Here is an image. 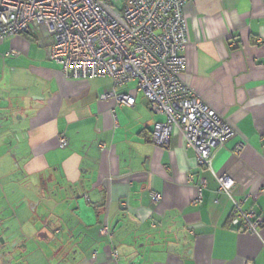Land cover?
Returning <instances> with one entry per match:
<instances>
[{
	"label": "crops",
	"instance_id": "0c3cea01",
	"mask_svg": "<svg viewBox=\"0 0 264 264\" xmlns=\"http://www.w3.org/2000/svg\"><path fill=\"white\" fill-rule=\"evenodd\" d=\"M183 13L182 78L238 132L213 170L261 217L260 236L230 225L231 200L176 129L153 142L164 117L134 83L132 106L101 100L111 78L65 80L16 35L0 41V264H264V0H193Z\"/></svg>",
	"mask_w": 264,
	"mask_h": 264
},
{
	"label": "built area",
	"instance_id": "2783aa9c",
	"mask_svg": "<svg viewBox=\"0 0 264 264\" xmlns=\"http://www.w3.org/2000/svg\"><path fill=\"white\" fill-rule=\"evenodd\" d=\"M117 1L0 0V41L23 35L37 42L65 80L111 78L114 89L100 94L101 100L132 106L135 97L124 88L134 83L149 110L164 117L153 126V142L167 144L176 129L194 150L197 164L213 174L219 191L231 200L230 225L260 236L261 217L242 209L231 191L234 181L212 167L217 151L238 132L182 78L187 43L183 6L193 0ZM17 55L10 49L2 57ZM58 141L60 148L67 145L63 134ZM243 145L239 142L235 151ZM205 186L200 180L195 204L201 203ZM152 199L159 202L161 195L154 192ZM101 232L109 234L106 227Z\"/></svg>",
	"mask_w": 264,
	"mask_h": 264
},
{
	"label": "rangeland",
	"instance_id": "374dc122",
	"mask_svg": "<svg viewBox=\"0 0 264 264\" xmlns=\"http://www.w3.org/2000/svg\"><path fill=\"white\" fill-rule=\"evenodd\" d=\"M117 4H119L120 5V0H118L117 1ZM6 64V61L5 60H1V58H0V76H1V74L3 75V74H7V72H8V68H6L5 69V65Z\"/></svg>",
	"mask_w": 264,
	"mask_h": 264
},
{
	"label": "water",
	"instance_id": "95a60500",
	"mask_svg": "<svg viewBox=\"0 0 264 264\" xmlns=\"http://www.w3.org/2000/svg\"><path fill=\"white\" fill-rule=\"evenodd\" d=\"M0 243H3V240L2 239H0ZM8 254H10V253H8ZM6 256V251L5 250H3V244H2V247H1V251H0V258H3V257H5ZM21 256H19V258H20Z\"/></svg>",
	"mask_w": 264,
	"mask_h": 264
}]
</instances>
